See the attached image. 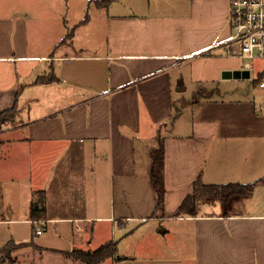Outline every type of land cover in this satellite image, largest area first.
I'll return each instance as SVG.
<instances>
[{
    "label": "crops",
    "instance_id": "0c3cea01",
    "mask_svg": "<svg viewBox=\"0 0 264 264\" xmlns=\"http://www.w3.org/2000/svg\"><path fill=\"white\" fill-rule=\"evenodd\" d=\"M98 1L0 0V113L22 118L0 132V264H88L72 251L109 241L98 264H264V65L224 76L243 69L231 0ZM199 179L256 186L180 210Z\"/></svg>",
    "mask_w": 264,
    "mask_h": 264
},
{
    "label": "trees",
    "instance_id": "16d2710c",
    "mask_svg": "<svg viewBox=\"0 0 264 264\" xmlns=\"http://www.w3.org/2000/svg\"><path fill=\"white\" fill-rule=\"evenodd\" d=\"M113 0H99L100 5H107ZM89 14L86 15L85 19L88 18ZM72 33V32H71ZM70 33V35H71ZM263 75L257 76L254 79V82L259 83ZM57 80V77L49 74L38 77L36 80L37 83H45ZM18 108L13 107L6 111L0 113V124L3 123V120H6L8 113L16 111ZM1 132V131H0ZM156 184L159 185V179L156 177ZM256 182L253 183H226V184H205L200 179L196 181L194 192L186 196L183 202L180 205V210H189L192 208L198 198L205 197L207 195L212 196H221L224 201L228 202L233 195H250L254 192ZM45 199L46 192L45 190H40L36 192V195L32 201V214L35 220L40 219L43 215L45 209ZM17 247L15 243L9 242L6 245L0 247V263L8 260L10 253ZM117 252V243L114 241L106 242L94 251H86L82 249H74L72 254L81 258L88 264H98L102 260L115 255Z\"/></svg>",
    "mask_w": 264,
    "mask_h": 264
},
{
    "label": "built area",
    "instance_id": "2783aa9c",
    "mask_svg": "<svg viewBox=\"0 0 264 264\" xmlns=\"http://www.w3.org/2000/svg\"><path fill=\"white\" fill-rule=\"evenodd\" d=\"M230 25L226 54L243 59L242 68L251 70L256 60H264V0H231ZM260 86L264 87V77ZM36 232L42 234L43 226Z\"/></svg>",
    "mask_w": 264,
    "mask_h": 264
},
{
    "label": "rangeland",
    "instance_id": "374dc122",
    "mask_svg": "<svg viewBox=\"0 0 264 264\" xmlns=\"http://www.w3.org/2000/svg\"><path fill=\"white\" fill-rule=\"evenodd\" d=\"M225 56H227V55H225ZM229 57L230 58L227 60V63H229L231 65L234 64L237 67H239V66L242 67L243 59H241L237 56H229ZM216 62H217L216 60H205V61L201 62V64L199 65V71L201 72L200 76H201V79L203 80V82H202V88H200L199 92L194 94L195 99H198L200 96H204L206 94H209V91H205V90H210L208 88H211L214 85L212 78L218 77V75H216L217 74ZM255 64H256V66H259V65L263 66L264 61L261 62V60H257V61H255ZM256 74L257 73L254 72L253 76H255ZM245 82H248L247 84H245L248 87L250 80L245 81ZM244 89H245V87H244ZM19 112L20 111L17 109L16 111L8 113V115L6 116V120H3L2 121L3 123L0 124V131L3 130L5 127L11 125V124L22 121V118L19 117V115H20ZM22 229L25 230V233H26V231L28 232L31 230V227L29 225H22Z\"/></svg>",
    "mask_w": 264,
    "mask_h": 264
},
{
    "label": "water",
    "instance_id": "95a60500",
    "mask_svg": "<svg viewBox=\"0 0 264 264\" xmlns=\"http://www.w3.org/2000/svg\"><path fill=\"white\" fill-rule=\"evenodd\" d=\"M225 77H235V78H240V77H245L249 78L251 76L250 70L248 69H234V70H226L224 72Z\"/></svg>",
    "mask_w": 264,
    "mask_h": 264
}]
</instances>
